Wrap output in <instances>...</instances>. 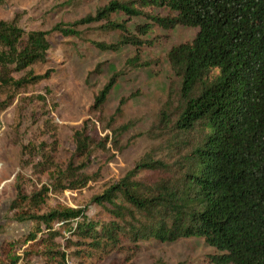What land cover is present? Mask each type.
Instances as JSON below:
<instances>
[{
    "label": "trees",
    "instance_id": "1",
    "mask_svg": "<svg viewBox=\"0 0 264 264\" xmlns=\"http://www.w3.org/2000/svg\"><path fill=\"white\" fill-rule=\"evenodd\" d=\"M132 1L168 12H142ZM114 10L128 16L142 12L148 20L135 26L140 35L152 24L163 30L176 25L196 27L190 40L178 42L166 52L177 95L173 128L181 133L172 168L158 160H142L92 196L101 205L108 204L103 206L109 213L106 220L86 218L85 207L38 212L45 192L42 188L26 192L16 181L7 209L12 219L31 221L33 227L25 234L31 244L20 252L11 248L18 240L0 244V264H27L26 256L33 252L44 258L42 264H65L64 247L73 246L71 253L76 256L85 253L93 257L122 248L121 237L135 243L150 237L171 241L190 236L202 237L214 249L208 256L214 264H264V0H109L94 14L81 16L68 26L55 24L53 29L73 35L78 32L75 25L104 19L102 25L124 30L123 24L118 27L109 22V13ZM46 33L40 29L23 31L14 21L0 19L3 84L18 88L48 75L45 71L28 78L9 76L12 70L45 60L49 45ZM160 36L166 33L146 38L126 32L115 42L91 43L101 50L132 44L134 52L122 64L132 69L149 63L140 59V47L151 45ZM120 71L113 72L93 95V108L100 109ZM8 101L0 100V110ZM122 101L111 119L119 113ZM87 127L84 121L72 132L73 155L84 159L92 147H103L105 140ZM47 130L54 140L51 124ZM44 156L52 162L48 154ZM84 166L85 160L78 166L70 160L64 173L67 183L62 184L58 174L52 178L63 188L81 187L89 176L76 168ZM142 168L158 169L157 181L146 184L135 178ZM72 218L77 221L69 227ZM53 221H59V227L64 226L73 238L64 237ZM57 236L63 237V246L55 240Z\"/></svg>",
    "mask_w": 264,
    "mask_h": 264
},
{
    "label": "rangeland",
    "instance_id": "2",
    "mask_svg": "<svg viewBox=\"0 0 264 264\" xmlns=\"http://www.w3.org/2000/svg\"><path fill=\"white\" fill-rule=\"evenodd\" d=\"M109 0H1L0 19L14 21L23 31L45 30L48 47L43 62H34L21 70H12L9 76L28 78L32 74L48 72L35 82H26L16 88L13 84L0 81V100L9 99L0 110V244L8 240L16 252L27 244L25 234L31 225L29 219L16 221L7 209L14 194V183L21 182L26 192L42 188L45 192L36 211L51 208L85 207L86 218H109L108 211L92 196L100 194L107 186L120 179L134 164L142 160L161 161L170 165L176 158L175 147L181 133L173 128L177 95L175 76L166 58L168 48L178 42L188 41L196 31L194 26L176 25L163 30L156 24L144 34H138L135 26L148 20L142 12L164 15L163 7L132 6L140 13L128 16L122 10L109 13V22L123 24L124 30L102 25L104 19L86 21L75 25L73 35H62L53 26L67 24L86 14H94ZM149 38L166 33L151 45H142L140 59L149 61L132 69L122 64L134 52L132 44L125 43L116 50H101L92 40L115 42L121 33ZM10 66H12L10 64ZM122 70L99 110L93 108L92 97L106 79ZM123 99L119 113H111ZM87 121V129L94 136L105 137L103 147H92L86 156L73 155L72 132ZM51 124L54 140L47 130ZM106 135V136H105ZM185 136V135H184ZM188 137V135H187ZM48 154L50 160L44 155ZM71 160L78 166L85 160V166L76 168L89 176L85 185L76 188L62 187L54 182L52 175L63 178ZM159 170L142 168L135 174L146 184L157 181ZM54 185L57 187H54ZM120 201V199H115ZM128 221V217H125ZM77 219H70L68 226ZM126 221V222H127ZM59 221H53L59 227ZM64 237L70 236L64 226L59 227ZM38 236V232L36 234ZM73 238V235L70 236ZM64 245L61 236L55 238ZM122 248L110 249L93 257L72 254L73 246L67 251L65 264H214L208 256L214 249L202 237H180L174 240L143 238L131 243L126 237L120 238ZM34 245H32L33 247ZM120 247V246H119ZM27 264H42L44 258L34 252L26 256Z\"/></svg>",
    "mask_w": 264,
    "mask_h": 264
}]
</instances>
